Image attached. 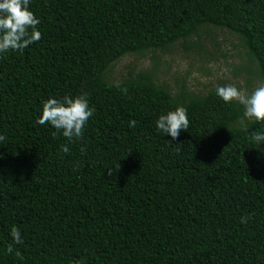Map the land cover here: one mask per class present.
<instances>
[{
  "label": "trees",
  "instance_id": "1",
  "mask_svg": "<svg viewBox=\"0 0 264 264\" xmlns=\"http://www.w3.org/2000/svg\"><path fill=\"white\" fill-rule=\"evenodd\" d=\"M29 7L40 40L0 56V264H264V144L249 135L264 123L243 119L215 89L173 93L148 71L108 78L128 55L179 42L189 51L213 27L237 38L248 81L264 84V0ZM65 95H85L94 109L71 142L35 122L44 100ZM178 106L190 126L171 141L154 121ZM13 226L18 255L7 252Z\"/></svg>",
  "mask_w": 264,
  "mask_h": 264
},
{
  "label": "clouds",
  "instance_id": "2",
  "mask_svg": "<svg viewBox=\"0 0 264 264\" xmlns=\"http://www.w3.org/2000/svg\"><path fill=\"white\" fill-rule=\"evenodd\" d=\"M30 0H0V56L9 50L21 54L34 42L40 40L41 32L37 28L40 23L38 17L30 10ZM31 29V31H29ZM215 94L225 103L236 102L243 108V119L264 123V84L257 86L250 93L244 92L235 85L219 86ZM94 109L89 106L85 95L63 98L50 96L42 102V112L36 119L39 125L49 124L67 138L69 142L82 137L89 118ZM137 121L130 120L129 126L135 127ZM158 134H167L171 141H176L182 131H188L190 120L187 109L178 106L175 110L162 113L154 121ZM245 131L248 129L245 127ZM251 141L255 144H264V132L249 133ZM5 137L0 135V141ZM62 152H69L68 146H61ZM250 217L242 216L241 223H246ZM12 242L7 246V252H14L13 245L23 243V237L18 228L13 226L10 230Z\"/></svg>",
  "mask_w": 264,
  "mask_h": 264
},
{
  "label": "rangeland",
  "instance_id": "3",
  "mask_svg": "<svg viewBox=\"0 0 264 264\" xmlns=\"http://www.w3.org/2000/svg\"><path fill=\"white\" fill-rule=\"evenodd\" d=\"M200 35L191 39L193 47L189 51L179 42L167 53L148 51L128 55L109 68L108 78L118 82L148 71L158 84H168L173 93L183 84L196 94H207L229 84L250 93L261 85L253 75L248 81L251 76L244 69L247 56L234 35L213 27L203 29Z\"/></svg>",
  "mask_w": 264,
  "mask_h": 264
}]
</instances>
